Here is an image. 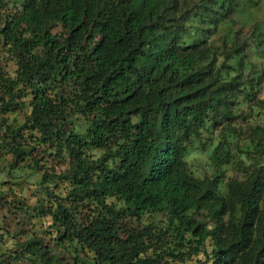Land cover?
I'll return each instance as SVG.
<instances>
[{"label":"trees","instance_id":"trees-1","mask_svg":"<svg viewBox=\"0 0 264 264\" xmlns=\"http://www.w3.org/2000/svg\"><path fill=\"white\" fill-rule=\"evenodd\" d=\"M233 12L0 0V264H264V49Z\"/></svg>","mask_w":264,"mask_h":264},{"label":"rangeland","instance_id":"rangeland-1","mask_svg":"<svg viewBox=\"0 0 264 264\" xmlns=\"http://www.w3.org/2000/svg\"><path fill=\"white\" fill-rule=\"evenodd\" d=\"M235 24L242 27L241 34L250 43L249 46V60L260 64L254 53L258 50L253 41H251V31L255 29L259 33H254V39H258V46L264 49V0H234V12L232 15ZM260 41V42H259ZM264 87L261 86V95H263ZM190 168L195 175L204 176L211 173V167L208 163L206 154L191 155L188 158ZM5 214V216H4ZM19 227L15 219L8 213H0V247L10 248L14 241H18L19 234H17Z\"/></svg>","mask_w":264,"mask_h":264}]
</instances>
